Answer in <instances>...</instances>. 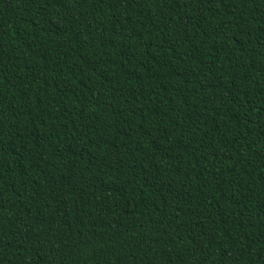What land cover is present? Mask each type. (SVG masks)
<instances>
[{
	"label": "trees",
	"instance_id": "1",
	"mask_svg": "<svg viewBox=\"0 0 264 264\" xmlns=\"http://www.w3.org/2000/svg\"><path fill=\"white\" fill-rule=\"evenodd\" d=\"M0 264H264V0H0Z\"/></svg>",
	"mask_w": 264,
	"mask_h": 264
}]
</instances>
